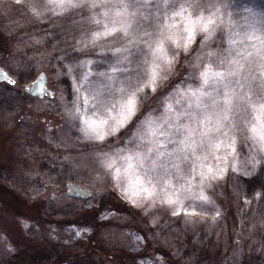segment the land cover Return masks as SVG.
<instances>
[{
	"label": "rangeland",
	"instance_id": "1",
	"mask_svg": "<svg viewBox=\"0 0 264 264\" xmlns=\"http://www.w3.org/2000/svg\"><path fill=\"white\" fill-rule=\"evenodd\" d=\"M201 18L213 20L210 34L197 25L189 50L178 48ZM105 26L128 35L94 40ZM4 43L16 47L6 58ZM157 43L175 59L170 71L153 55ZM154 63L164 79L139 94L141 113L103 141L86 132L85 120L114 123ZM0 68L16 82L0 83V261L264 264V199L242 201L231 181L233 165L242 176L264 167L258 11L233 0H0ZM24 70L32 81L44 73L53 97L27 94ZM219 168L222 178L201 183ZM67 181L91 196H68ZM175 194L182 208L165 203Z\"/></svg>",
	"mask_w": 264,
	"mask_h": 264
},
{
	"label": "snow or ice",
	"instance_id": "2",
	"mask_svg": "<svg viewBox=\"0 0 264 264\" xmlns=\"http://www.w3.org/2000/svg\"><path fill=\"white\" fill-rule=\"evenodd\" d=\"M17 2L19 3L20 0H17ZM68 3H71V0H68ZM61 4H63V0H61ZM176 15H180V13H177ZM212 24H213V20L211 18H208L206 22L203 21V18L197 21H190L189 26H186L184 29V31L187 34L186 38L184 39L183 44L182 45L177 44V47L178 48L182 47L183 50L187 52L191 44L195 41L196 30H197L196 26L199 25V30L201 32L210 34L209 26ZM105 27H106V31L104 33H96L93 37L94 40L100 38L101 36H105V37L112 36L116 34L117 32H123L125 36L128 35L126 27H121L119 29L115 27L108 29L107 26ZM169 38L171 39V37ZM205 39H207V36L205 37ZM117 51L119 52L121 50L117 49ZM153 55L156 56L157 59H161L165 62L167 66L165 68V71H170L171 68L174 66L175 59L169 58L167 56V53L165 52V49L162 43L156 44V47L153 51ZM159 67L160 66L158 64L154 63L151 71L149 73H146L147 79L142 80L140 84L134 90L129 92L123 98V100L120 102L118 117L112 118L114 120V123L109 124L108 120L106 119H101L99 121L90 120V119L85 120L84 123L86 125V132L92 133L95 139L99 141H103L106 135H115L118 131L124 128L125 125L129 123L137 115V112L139 111V108L143 102L139 94H143V98H146L147 93L149 91L154 93L157 91L158 87L160 86V83L162 82L164 77L161 75L160 71H158ZM212 75L218 78H222L224 76V73L217 72V73H212ZM201 76L204 80V83H208L209 71L206 70L202 72ZM121 91L123 92L124 90L121 89ZM224 103L227 105V104H230L231 101L230 99L226 98ZM224 118L227 119L226 116ZM105 126H107V130H105ZM253 131H255V129H253ZM260 140L264 141V134L260 136ZM219 147L220 145H216L217 149H219ZM228 147L231 148L232 152L235 151L234 147H232V144H229ZM107 166L111 168L112 164L109 163ZM129 167H131V165H129ZM225 171H227V168H219L216 172H212V170L210 169L209 174H205L202 172L200 173L201 183H203L205 179H213V180L220 179L222 178L223 173ZM231 171L233 173H236L237 176L241 175L240 168H238L235 165L232 166ZM149 183L151 182L149 181ZM187 183H188V187L185 188L184 190L191 191V184H192L191 180H189ZM143 191L147 193L148 197H152L154 194L153 190L149 188H143ZM124 195L127 196L128 193L125 192ZM198 198L200 200L208 199L207 196L203 193V191L199 193ZM133 203H135V201H133ZM165 203H167L170 206L176 205L179 208L183 207V202L179 194H175V198L169 197L168 199L165 200ZM173 214H178V211L175 208L173 210Z\"/></svg>",
	"mask_w": 264,
	"mask_h": 264
},
{
	"label": "trees",
	"instance_id": "3",
	"mask_svg": "<svg viewBox=\"0 0 264 264\" xmlns=\"http://www.w3.org/2000/svg\"><path fill=\"white\" fill-rule=\"evenodd\" d=\"M228 1L229 3H231V0H228ZM238 3L240 4L245 3L249 5L256 11H258L261 14V16L264 17V0H233V4H238ZM3 47H4V57L5 58L6 56L14 54L16 47L12 45V43H4ZM22 74H24L25 76L19 74L20 77L19 76L17 77L19 83L28 84L36 76L34 71H29V70H24ZM15 83L13 85H9L6 83L5 85L6 89L11 90L13 86L15 85ZM60 84L63 87L64 94L67 96L68 99H70L72 96V91H71L68 80L65 78L62 79L60 81ZM48 99H51V98L48 97ZM1 101L2 100H0V107H2V103H3V102L1 103ZM7 106L10 108V103H7ZM141 108H143L142 104L140 106V113H141ZM137 118H139V116ZM62 181H66V179L62 178ZM231 181L233 183V186H235L240 192L242 201L249 200L250 202H252L256 200L257 196H259L258 203H260L264 199V167L263 166L259 167L255 173L247 175V176L233 175L231 177ZM239 204H242L241 201ZM0 264H16V263L10 260H1Z\"/></svg>",
	"mask_w": 264,
	"mask_h": 264
},
{
	"label": "water",
	"instance_id": "4",
	"mask_svg": "<svg viewBox=\"0 0 264 264\" xmlns=\"http://www.w3.org/2000/svg\"><path fill=\"white\" fill-rule=\"evenodd\" d=\"M0 83H7L13 85L15 83L5 70L0 68ZM25 91L32 96L42 98L47 96L49 98L53 97V92L47 87V80L44 73H41L37 78L25 86ZM66 194L73 198H78L86 200L91 196V192L88 189L81 188L71 182L66 183Z\"/></svg>",
	"mask_w": 264,
	"mask_h": 264
},
{
	"label": "bare ground",
	"instance_id": "5",
	"mask_svg": "<svg viewBox=\"0 0 264 264\" xmlns=\"http://www.w3.org/2000/svg\"><path fill=\"white\" fill-rule=\"evenodd\" d=\"M37 78V77H36Z\"/></svg>",
	"mask_w": 264,
	"mask_h": 264
}]
</instances>
